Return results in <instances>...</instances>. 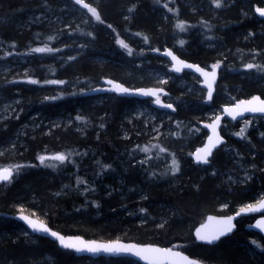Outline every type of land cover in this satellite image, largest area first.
Masks as SVG:
<instances>
[{"label":"rangeland","instance_id":"obj_1","mask_svg":"<svg viewBox=\"0 0 264 264\" xmlns=\"http://www.w3.org/2000/svg\"><path fill=\"white\" fill-rule=\"evenodd\" d=\"M83 1L89 4L88 9L77 5L74 0H35L34 4H31L30 7L28 6L29 10L37 6V4H41L46 6L45 12L27 15L25 13L22 18L17 16L15 26H17L19 33L14 38L10 34V36L0 40V125L8 124L11 127V135L4 143L0 144V162L12 163L8 167L12 169L17 163L29 159L28 139L37 138V141H39L46 138L55 144L47 146L43 150H58L62 135L67 140L70 138L71 142L80 141L81 139L90 142L100 140L101 133L107 129V123L104 121V118L107 116V97L121 96L116 94L95 95L92 94V91L100 86H104L103 82L105 79H113L123 83L121 82L123 80L119 78L123 79L126 77L136 80L137 83L144 82L152 85L142 87H163L168 92V95H164L161 99L166 103H171L175 107V111L161 110L155 106L153 98L141 100L123 97L131 99V101L125 104L121 117L116 120L121 140L128 142V145L125 146H132V149L139 147L141 150L138 151L141 154L137 155L132 152L126 153L127 158H131L132 162L145 164L144 168L146 170L159 175L158 180L151 184L152 186L179 197L180 194L187 191L190 184L194 186L193 189H198L197 187H199L201 180L205 179L206 176L216 178L218 191L220 194H224L227 191L229 193L228 200L225 197L221 202H216L208 209L197 207L196 210L205 215H229L233 213L234 209L237 211L249 204L253 205L261 201L264 198V180H262V175L264 174V117L252 116L239 121L225 118L221 132L226 138V143L215 151L208 164L198 165L193 158L195 151L205 143L209 135L208 129L203 126L204 123H210L218 115L222 114L223 107L234 105L237 101L249 98L250 93L264 98V74L240 70L246 64H254L256 62L262 63L264 67V58L262 57L256 55L244 57L237 55L248 42V35L246 33H239L241 35L227 36L226 42H221L216 45L215 49H211L215 45L210 44V41H208L210 38L208 32L199 29V27H196L197 29H193L192 31L190 29L184 32L186 31L185 26H187L185 18L180 19L172 11H168L166 7L162 8V4L160 3V5L158 0H136V2L125 5L122 2L121 8L122 11L124 10L125 15L122 16L120 22H111L104 17L101 10L103 0ZM244 1L246 3L249 0ZM143 2L150 3L153 12L157 13L159 20L155 21V26L152 28L134 29L135 31L144 33L142 35L148 34L150 37L158 34L164 28H168L171 31L178 28L180 33L178 36L172 34L173 37H170L168 43L161 41L160 47L153 49L154 54L150 59L140 60L137 65L143 64L141 72L128 71V75L124 74L121 76L106 73L99 82L92 78L81 79L79 77L73 78L66 85L64 83L55 84L47 82L45 85L34 87L33 91L35 93H29L28 91L32 88L27 85H22L19 89L14 87L20 85V83H17L20 82L17 79L25 78V76L36 78L38 82L46 80V73L52 67L53 78L55 80L51 81H58L56 76L62 75V71L59 68L64 63L63 60L59 56L46 54V52L35 53L32 51L36 47H45V41L54 34L58 33L57 38L59 43L56 45L57 48L70 45L69 48H72L69 56L79 58V56L84 54L81 51L83 49H77L81 45L76 46V44L83 41L78 37L77 32L79 30L84 28L95 29L99 27V24L110 29L105 21L116 26L124 25L127 20L132 18V15L137 13L139 6L142 7ZM172 2L173 0H167L165 5L171 6ZM181 2L193 6L195 3L194 0H181ZM213 2L215 0H201L197 3L201 5V10L211 15L213 24L219 25L225 23L230 18L226 13H220L219 10L216 13L211 7ZM231 2L232 0H220V6L228 8ZM253 2L255 4L252 5V11L253 14L257 15L255 7L264 8V0H253ZM22 3H24V0ZM70 4H74L76 10H72ZM193 6H189V8ZM54 7H56L55 10H53ZM89 9H95V15ZM96 15H99L100 20H96ZM200 18H203L201 14L193 15L192 20ZM181 20L185 22L180 23ZM262 25L264 26V22H262ZM64 31H66V35H64ZM29 35L31 36L29 37ZM110 36L114 37V34ZM133 40H135V47L141 51L145 49V52L148 54L152 53L151 49L147 50L148 47H145L146 40L143 36H140V38L132 36ZM194 40L198 42V49L205 56V63H194L200 64L210 70H213L211 67L213 64L217 62L220 64L218 68V80L211 100L207 96L208 90L201 85L202 79L200 75L187 71L179 75L174 74L172 72L173 64L171 59L163 55L170 49L180 58L193 62L189 60V47ZM157 49L159 51H154ZM249 49L253 51L255 48ZM106 59L107 54L100 53L96 54L93 60L101 65L104 61H106V64L109 62V59L108 61ZM8 82H10V86ZM128 86L140 88L133 85ZM245 87L250 88L249 93L243 91ZM28 94H32L35 96L34 98L38 99L37 105L29 106L30 99L28 100V98L31 96L28 97ZM83 95L87 97L83 98ZM53 97H56V99H52ZM62 99H65L64 101L67 102H62L61 104L57 102ZM70 100L71 103L68 102ZM42 101H53L58 104L56 107L42 106ZM77 116H80L81 119L77 120ZM192 129L198 130V134L194 137H189L190 130ZM241 129L244 130L243 136L238 135ZM252 135H257V137L253 138ZM145 148H147V151H145ZM219 152L221 153L218 154ZM218 156L220 157L218 158ZM82 159V156L78 155L75 159H72V164L68 165V167L73 165L76 168ZM173 159L176 160L179 166V171L174 174L172 171ZM96 162L101 165L100 163L103 160L97 159ZM69 173L74 174L77 171L70 168ZM193 176L199 178L197 179L198 182H195ZM112 178L117 180L115 185H120L116 175L111 177L103 176V178H100L101 181H96V178L90 175L85 180L84 185L71 181L72 183L67 188L69 193L78 196V200L80 201L78 208L85 210V213H91L90 210L96 208L95 206H100V202L102 203L103 200L117 197L116 193L120 195V203H141V214L135 215L131 210H127L126 214H124L125 216H123L124 222L121 221V228L112 232L113 234L111 235H106L102 231L99 233L89 232L88 234L90 235H88L85 231L70 233L63 230L60 224L55 223L56 219H53L43 206L37 204L38 201L35 196H24L20 201L12 204L13 210L10 209L8 211L7 209L0 208V212L12 216L19 213L27 214L40 219L48 225H51L50 222H52L54 226L51 228L63 235H80L92 240H123L141 244L148 243H142L143 239L137 238L135 229L143 228L148 235L152 236L154 233L165 229L167 225L166 219L171 220L177 216L178 212H176L175 207L171 208L163 203H159L158 206H155L156 203L153 202L148 203L149 195L145 191L130 193L129 189L119 190L122 187L117 186V190L113 191L112 194L108 191L106 193L107 186L112 182ZM92 179L94 182H91ZM70 180H73L72 176H70ZM249 187H252V189L247 197L242 198V196H237L238 193L241 194L237 190ZM103 191L104 194L99 195L101 201L98 198L96 200V194H101ZM229 198L233 199L232 202H230ZM111 202L116 201H109L107 204L102 205L111 209ZM120 203L117 202V206ZM167 211L170 215H166ZM0 218H7L14 224V232L6 229L0 231V240L14 238L15 240L20 239L26 245L37 246L41 238H46L32 232L22 222L12 217L0 216ZM131 224H136V228L131 226ZM198 224L191 228L193 238L194 229ZM248 224L250 223L246 225ZM177 229L178 226L175 227V230ZM186 232L188 234V231ZM242 233L245 241L241 243V246L247 249L248 252L250 251L249 246L252 245V242L256 243L262 238L260 234L252 230ZM181 237L184 242H175L169 245H161L160 243L150 244L181 249V251L189 254L184 250L187 247H191V242L188 241V236H185V238L184 236ZM56 244L61 250L70 251L62 249L58 242ZM189 256L206 264H218L217 262L210 261L209 254L207 258L191 254ZM51 257L47 255L43 260L50 264L52 262ZM82 257L87 258L84 261L85 264H106L110 260L121 258L128 264H142L138 260L129 257ZM250 259L253 261L251 264H264L262 256L255 252L250 251Z\"/></svg>","mask_w":264,"mask_h":264},{"label":"trees","instance_id":"obj_2","mask_svg":"<svg viewBox=\"0 0 264 264\" xmlns=\"http://www.w3.org/2000/svg\"><path fill=\"white\" fill-rule=\"evenodd\" d=\"M166 1L167 0H158L159 4H162H160L162 8L165 7ZM194 1L195 3L193 6L186 5L185 3H182L181 0H173L171 6L167 5L166 7L168 11L171 9V11L180 19L185 18L187 26H185L186 31L184 32H187L190 29L191 31L197 29L196 27L208 32V36L210 37L208 41H210V44L215 45L211 49H215L216 45L221 42H226L227 36L233 37L237 34L241 35L239 33H246L248 35V42L243 48H241L242 50L239 51L237 55L243 57L256 55L264 58V26L262 25L264 20L253 14V1L245 3L244 0H232L228 8H222V6L217 7L216 3L213 2L211 7L216 13L219 10L220 13H226L230 18L225 23L219 25L213 24L211 21V15L206 13V11L201 10V5H198L197 3L201 0ZM22 2L23 0H0V40L5 39L7 36H10V34L14 38L19 33L17 26H15L17 16L22 18L25 13L26 15L36 12L38 14L45 12L47 9L45 8V5L37 4V6L30 8L29 10V7L31 4L35 3V0H24V3ZM122 2L125 5L136 2V0H103L101 10L104 17L111 22H120L122 16L125 15L124 10L122 11L121 8ZM143 3L142 7L139 6L137 13L132 15V18L127 20L124 25L116 26L105 21L108 27L111 25V30L100 24L99 27L95 29L84 28L79 30L77 32L78 37L83 41L76 44V46L81 45L76 48L83 49L81 51L84 53L79 56V58L75 57L73 59V57L69 56L72 48H69L70 45H64L60 48L56 47L59 43L57 38L58 33L46 40V45L44 46L53 49L52 52H46V54L56 57L59 56L64 62L59 68V70L62 71V75L56 76L58 81H64V84L66 85L67 83H70L73 78L79 77L81 79L92 78L99 82L103 79V75L106 73L121 76L127 74L128 71L141 72L143 64L137 65L140 60L150 59L154 54L153 49L160 47L159 45H161V41L168 43L170 37H173V35L178 36L180 33L178 28H175L174 31L164 28L158 34L150 37L148 34L142 35L144 33L135 31L134 29L141 30L140 28H152L155 26V21L159 20L157 13L153 12L150 3ZM70 5L72 10H76L74 4ZM189 6L193 7L189 8ZM55 8L56 7L52 9L55 10ZM157 10H159V8H157ZM21 12L24 13L21 14ZM195 12H197V14H195ZM199 14H201L203 18L192 20L193 15ZM185 21L181 20L180 23ZM65 33L66 31H64V35H66ZM112 34H114V37L110 36ZM30 36L31 35H29V37ZM132 36L138 38L143 36L146 40L145 47H148L147 50L151 49L152 53L148 54L145 52V49L144 51H141L139 48L135 47V40L132 41ZM118 41H122L123 43H118ZM124 45L127 47L125 48ZM249 48L255 49L251 51ZM56 49H59V51H56ZM189 49V60L201 64L205 63V56L199 51L198 42L196 40L191 43ZM128 51H131L132 54L128 55ZM65 53H67V55H65ZM100 53L107 54L106 60L108 61L109 59L107 64L106 61L102 62L101 65L94 62V56ZM246 65L240 70L254 72L261 75L264 74L262 63H254L253 65L256 67L253 69H247ZM52 69L53 67L48 70L46 73V80L44 81L35 84L30 83L28 81H38V79L25 76V78L17 79V81H20L17 82L20 83V85L14 87L19 89L20 86L27 85L32 88L28 92L35 93L33 91L34 87L45 85L47 82L55 80V78H53L54 75ZM234 73L238 74L236 72ZM124 78L119 79L123 80L121 82L127 84V86H152L148 83H137L136 80ZM9 83L10 82H8V85ZM249 87H245V90L243 91L249 93ZM252 94L254 93H250V96ZM27 96H31L28 98V100L30 99V103H28L30 107L37 105L38 99L34 98V95L28 94ZM83 96V98L87 97L86 95ZM107 99V116L104 118L105 123H107V129L101 133L100 140L90 142L81 139L80 141L71 142L70 138L67 140L65 139V136L63 137L62 135L58 150H43V148H47V146H52L53 143L46 138L39 141H37V138L28 139L27 142L30 158L25 159L23 162H19L12 167L13 177L9 182L6 184L0 183V208L7 209L8 211L10 209L13 210L14 208L12 207V204L17 203L24 196H35L38 201L37 204L43 206L46 212H48L53 219H56L55 223L58 225L60 224L63 230L70 233L85 231L87 234L89 232L99 233L102 231L106 235H111L113 234L112 232L121 228V221L124 222L123 216H125L124 214H126L127 210H131L135 215L141 214V203H120V195L116 193L115 195H117V197H112L105 201L103 200L102 203L100 202V206H95L96 208L90 210L91 213H85V210L78 208L80 202L78 196L69 193L67 188L72 182L84 185L85 180L88 179L90 175L96 178V181H101L100 178H103V176L111 177L116 175L119 179L120 185H115L117 180L114 179L115 177L112 178V182L107 186L106 193L108 191L112 194L113 191L117 190V186L122 187L119 190L129 189L130 193L145 191L149 195L147 200L148 203H156L155 206H158L159 203H163L171 208L175 207L176 212H178L174 219H166L167 225L164 230H160L152 236L148 235L143 228H138V230L135 229L137 238L143 239L142 243H160L161 245H169L175 242H182L183 238L181 236H184V238L185 236H188V241L191 242V247H187L188 249L186 248L184 251L193 256L197 255L199 257L207 258V255L209 254L210 261L217 262L218 264H251L253 261L250 259V251H252L261 255L264 261L263 237L256 243L252 242V245L249 246V252L241 246V243L245 241L242 232H248V230H245V226L247 223L253 221L255 218L254 216L242 219L239 222L240 224L237 232L233 236L221 240L217 245L208 246L195 242L191 228L201 222L206 216L202 212L196 210L197 207L208 209L216 202H221L225 197L227 198L226 200H228L229 193L226 191V193L220 194L216 187V178L214 179V177L211 176H206L205 179L201 180L199 187H197L198 189H193L194 186L190 184L187 191H184L179 197L158 190L155 186H152L151 184L158 180L159 175L146 170L144 168L145 164L132 162L131 158H127L128 152L137 155L141 154L138 152L141 150L139 147L132 149V146H125L128 145V142H123L121 140L120 132L118 130L116 120L121 117L125 104L130 102L131 99L116 96H108ZM64 100L65 99H62L57 102L60 104L62 102L66 103L67 101ZM68 102L71 103V100ZM58 103H54L53 101H42V106L56 107ZM196 134H198V130L196 131L192 129L190 130L189 137H194ZM10 135L11 127H9L8 124L0 125V144L4 143ZM252 136L253 138L257 137V135ZM220 153L221 152L218 154ZM59 154H64L67 156V159L63 162L54 159V157ZM78 155H81L83 158L82 161H80V164H78L76 168H74L73 165L68 167V165L72 164V159H75ZM41 156L46 157L43 163L39 160V157ZM219 157L220 156H218V158ZM97 159L103 160V162L100 163L102 166L97 164ZM11 164L12 163L8 162H0V169L8 168ZM70 168L75 169L77 173H69ZM70 176L73 177V180L69 181ZM193 178H195V182H198L197 179L199 178L197 176H193ZM109 179L111 180V178ZM262 180H264V174L262 175ZM91 182H94L93 179ZM251 189L252 187L237 190L241 192V194L238 193L237 196L245 198L249 195ZM103 194L104 191L101 194H96L95 199L97 200L98 198L101 201L99 195ZM217 197L219 200H217ZM229 199L230 202H232L233 199ZM109 201H116L110 203L112 205H110L111 209L102 205L107 204ZM117 202L120 203L119 206H117ZM235 210L236 209L232 212H235ZM166 215H170V213L167 211ZM113 217L117 220H113ZM50 224L51 227L54 226L52 222H50ZM13 225L12 221H9L7 218H0V231L6 229L10 232H14ZM131 226L136 228V224H131ZM176 226H178L177 230H175ZM186 231H188V234ZM47 255L52 256V262L50 264H85L84 261L87 259L76 256L72 251L61 250L58 248L56 242L47 238H41L37 246L26 245L20 241V239L15 240L14 238L0 240V264H49V262L43 260ZM106 264L128 263L121 258L112 261L110 260Z\"/></svg>","mask_w":264,"mask_h":264},{"label":"water","instance_id":"obj_3","mask_svg":"<svg viewBox=\"0 0 264 264\" xmlns=\"http://www.w3.org/2000/svg\"><path fill=\"white\" fill-rule=\"evenodd\" d=\"M84 4H87V3L82 0V4H80V6L83 7ZM87 5H88V8H89V4H87ZM83 8H85V7H83ZM88 8H85V9H88ZM260 8H262V7H260ZM256 14H257V16L261 17L258 13H256ZM262 18H264V17H262ZM167 52H171L172 55L177 57L176 61H173L170 56L165 55V53L163 54L166 57H169L171 59L172 64H173L172 72L174 74L179 75V74L187 71V72H193V73H195L197 75H200L201 79H202V83H201L202 87L206 88L208 90L207 85H208L209 82H211L212 86H213V94H214L215 88H216V83H217V80H218V72H219L218 69H215V71H216L215 79H211V78L206 79L201 73L196 71V67H199V68H201L204 71L209 72V73H211L213 70L206 69L203 66H201L200 64H197V63L190 62V61H187L185 59H182L170 49H168L166 51V53ZM185 64H191V65H193V68L192 69H188V68L184 67ZM177 67L181 68V71L179 73H177L175 71V68H177ZM107 81H112V83L109 84V83H107ZM103 83H104V86H100V87L96 88L95 90L92 91V94H95V95L96 94H116L118 96L127 97V98H138V99H141V100L153 98L154 100H156V96H145V95L139 94L137 92V90L143 89L144 91H150V90H160V89H162L163 91H157V95L159 96L161 104H166V102L163 99H161L162 96L168 95V92L163 87L133 88V87H129V86L123 84V83H120L118 81H115L113 79H105ZM118 85L121 86V87H124V88H128L130 90V92L129 93H120V92L108 91L107 90V89H115ZM252 97H260L261 99H264L260 95L256 94V95H253V96H251V97H249L247 99H242V100H249ZM242 100H240V101H242ZM240 101H237L234 105H227L225 107L231 108L233 110V113L239 112L240 109L236 108L235 106L237 104H239ZM154 104H155V106L158 109L175 111V107L174 106H173V109H174L173 110V109L163 108V107L157 105L155 102H154ZM225 107H223L222 114L218 115V116L222 117V119L219 121V123L215 124V131H213L212 125L215 123L216 118L214 120H212L210 123H204L203 124V126L208 129L209 135L206 138L205 143L195 151L194 156H193L194 160H195V154L199 150L204 149V148H206L208 146L210 137L212 138L213 141H215L219 137V138H221L222 142L212 149V155L208 157V162L212 158V156L214 155L215 151L217 149H219V147L221 145L226 143V138L223 136V134L221 132V127H222V124H223V120L225 118L231 119L233 121H239V120H242L244 118L252 117V116L264 117V114H262V113H243L242 115H238L235 119H232V117L228 113H226L224 111ZM243 107L244 106L241 105V108H243ZM200 154L203 155L204 153L201 152ZM195 162H196V160H195ZM197 164L200 165V164H204V163H197ZM4 169H10L11 172H12V177H13V170L11 168H2V169H0V171H3ZM12 177H11V179H12ZM10 180H8V181H0V183H7ZM262 200H264V198ZM260 202L261 201L257 202L256 204H253V205L259 207ZM246 207H243V208H246ZM239 211H240V209L235 211V212H233V213H231V214H229V215L207 214L206 217H205V220L203 222H201L200 224H198L196 226V228L194 229V239H195V241L197 243H199V244L208 245V246L217 245L221 240H223L225 238H229V237L233 236L237 232L238 223H239V221L241 219L249 217V216H253V215L254 216L258 215V217L252 223L248 224L246 226V229L252 230V231H254L257 234H260L264 238V229H262L261 227H257L259 222L261 220H264V209H261L260 211H256V212L241 213L240 215H237V213ZM22 215L23 216H27V217H29V219L35 221L38 226L40 224H43L44 226L49 228L51 231H55L58 234L63 235L62 233H59L57 230L51 228L50 225H48L47 223L41 221L38 218H34L32 216H29V215L23 214V213H19V214L15 215V216H12V215L4 214V213L0 212V216L12 217L13 219H16L17 221L22 222L25 226H27L32 232L36 233L37 235H39L41 237L49 238V239H51V240H53L55 242H58V244H59V241L54 239V238H52L49 234H46V233H44L42 231H39V230L33 231L31 229V227L26 222H24L23 220L19 219V217L22 216ZM228 217H233V220H232L233 229H232V231L230 233H227L226 235L221 236L219 240L213 242L212 244H208V243H206L204 241H200L196 237L197 230H199L201 235H205V236H211V235L215 234L216 231L221 227L222 222L225 221ZM63 236L66 239H70L71 242L76 243L80 247H84L85 245L93 246V247L100 246V245H105V246H112L113 248L126 247V248H131L132 249V252H106L103 249H101L97 253H92V252H88V251L77 252L74 249H65L59 244V246L62 249L70 250V251L74 252L79 257H82V256H90V257H94V258H99V257H107V258L108 257H114V258L129 257V258H133L135 260H138L142 264H206V263H204V262H202V261H200V260H198L196 258H193V257L189 256V254H187V253H185V252H183L181 250L173 249V248H170V247H164V246L157 245V244H150V243L141 244V243H136V242H132V241H123V240H117V241L92 240V239L84 238V237H82L80 235H63ZM146 249H147V251H144ZM168 249H171V251H167ZM137 251L141 252L140 256H137V255L134 254ZM186 257H187V259H185Z\"/></svg>","mask_w":264,"mask_h":264},{"label":"snow or ice","instance_id":"obj_4","mask_svg":"<svg viewBox=\"0 0 264 264\" xmlns=\"http://www.w3.org/2000/svg\"><path fill=\"white\" fill-rule=\"evenodd\" d=\"M75 3L77 5L82 4V0H75ZM216 6L220 7V0H215ZM83 7L88 8L87 4H84ZM165 7H167V5H165ZM94 15L96 13L95 9H89ZM169 11H171V9H169ZM256 13H258L261 17H264V8H260L257 7L255 9ZM96 20H100L99 15H96ZM109 27H111V25H109ZM118 43H123L122 41H118ZM124 47L126 48L127 46L124 45ZM33 52L35 53H45V52H52L53 49L52 48H45V47H36L34 49H32ZM56 51H59V49H56ZM154 51H159L154 50ZM128 55H131V51H128L127 53ZM165 55L170 56L171 59L173 61H176L177 57L172 55L171 52H167L165 53ZM74 59V58H73ZM184 67L188 68V69H192L193 65L191 64H185ZM213 68V71L211 73L204 71L203 69L196 67V71L201 73L206 79H215L216 77V71L215 69H218L220 67L219 62H217L216 64H213L211 66ZM254 67H256L253 64H247L246 68L247 69H253ZM175 71L177 73H179L181 71V68L177 67L175 68ZM30 83H38V81L35 80H31L28 81ZM49 83H55V84H63L65 83L64 81H50ZM107 83L111 84L112 81H107ZM208 91H207V96L208 99L211 100L212 99V95H213V86L212 83L209 82L207 85ZM108 91H115V92H120V93H129L130 90L128 88H124L121 86H117L115 89H107ZM157 91H163L162 89L160 90H150V91H144L143 89H139L137 90V92L139 94L145 95V96H156V100L155 103L163 108L166 109H173V105L171 103H166V104H161V101L159 99V96L157 95ZM52 99H56V97H53ZM241 105H243L244 107L241 108ZM236 108L240 109L239 112L233 113V110L229 107H225L224 111L226 113H228L232 119H235L238 115H242L243 113H262L264 114V99H261L260 97H252L249 100H242L239 102V104H237L235 106ZM174 110V109H173ZM77 120H80L81 117L77 116L76 117ZM222 119V117L217 116L216 117V121L215 123L212 125L213 127V131H215V124L219 123V121ZM250 123V122H248ZM243 132L244 130L241 129V132L238 133V135L243 136ZM221 138H217L215 141L212 140V138H209V144L206 148L199 150L196 154H195V160L197 163H204L207 164L208 163V157L212 155V149L214 147H216L218 144H220ZM145 151H147V148H145ZM203 152L204 154L201 155L200 153ZM46 159V157L41 156L39 157V160L41 163L44 162V160ZM54 159L63 162L67 159V156H65L64 154H59L56 155L54 157ZM19 167V166H17ZM172 171L173 174L175 172L179 171V166L176 162V160L173 159L172 161ZM12 177V172L10 169H4L3 171H0V181H8L10 180ZM261 209H264V200H261L259 207L254 206L252 204L247 205L246 208H241L240 211L237 213V215H240L241 213H248V212H256V211H260ZM19 219L23 220L24 222H26L33 231H42L46 234H49L52 238L56 239L59 241V244L65 248V249H74L77 252H83V251H88V252H92V253H97L99 252L101 249H103L106 252H132L131 248H126V247H120V248H113L112 246H105V245H100V246H88L85 245L84 247H80L78 246L76 243L71 242L70 239H66L63 235L58 234L55 231H51L49 228H47L46 226H44L43 224H40L39 226L37 225V223L31 219H29V217L27 216H20ZM232 220L233 217H228L225 221L222 222L221 227L216 231L215 234L211 235V236H205V235H201L199 230H197L196 232V237L200 240V241H204L208 244H212L213 242L217 241L220 239L221 236L226 235L227 233H230L233 229V225H232ZM257 227H261L262 229H264V220H261L259 222V224L257 225ZM144 251H147L144 250ZM167 251H171V249H168ZM137 256L141 255V252L137 251L134 253ZM187 259V257L185 258Z\"/></svg>","mask_w":264,"mask_h":264},{"label":"flooded vegetation","instance_id":"obj_5","mask_svg":"<svg viewBox=\"0 0 264 264\" xmlns=\"http://www.w3.org/2000/svg\"><path fill=\"white\" fill-rule=\"evenodd\" d=\"M249 1H253V0H249ZM255 4V3H254ZM257 7H255V9H256ZM255 12V11H254ZM257 16V15H256ZM257 17H259V16H257ZM259 18H261V19H263L264 20V18H262V17H259ZM251 97V96H250ZM258 217V216H257ZM257 217H255V218H257ZM255 218H254V220H255ZM239 224L240 223H238V226H239ZM247 226V225H246ZM246 226H245V229H246ZM246 230H248V229H246ZM195 240V239H194Z\"/></svg>","mask_w":264,"mask_h":264},{"label":"bare ground","instance_id":"obj_6","mask_svg":"<svg viewBox=\"0 0 264 264\" xmlns=\"http://www.w3.org/2000/svg\"><path fill=\"white\" fill-rule=\"evenodd\" d=\"M186 93V92H185ZM177 105V104H176ZM191 113V112H190ZM202 121V120H201ZM54 122V121H53Z\"/></svg>","mask_w":264,"mask_h":264}]
</instances>
